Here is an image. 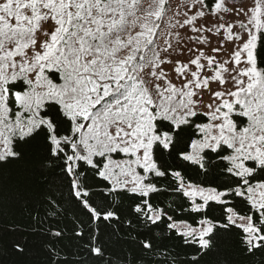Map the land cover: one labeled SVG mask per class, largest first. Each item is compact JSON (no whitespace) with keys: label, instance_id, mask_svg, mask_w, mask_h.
Returning <instances> with one entry per match:
<instances>
[{"label":"snow or ice","instance_id":"snow-or-ice-1","mask_svg":"<svg viewBox=\"0 0 264 264\" xmlns=\"http://www.w3.org/2000/svg\"><path fill=\"white\" fill-rule=\"evenodd\" d=\"M264 264V0H0V264Z\"/></svg>","mask_w":264,"mask_h":264},{"label":"trees","instance_id":"trees-1","mask_svg":"<svg viewBox=\"0 0 264 264\" xmlns=\"http://www.w3.org/2000/svg\"><path fill=\"white\" fill-rule=\"evenodd\" d=\"M233 258L236 261V264H247L245 258L242 255H240L238 252L233 254Z\"/></svg>","mask_w":264,"mask_h":264},{"label":"rangeland","instance_id":"rangeland-1","mask_svg":"<svg viewBox=\"0 0 264 264\" xmlns=\"http://www.w3.org/2000/svg\"><path fill=\"white\" fill-rule=\"evenodd\" d=\"M234 2L238 4V3H240V0H234Z\"/></svg>","mask_w":264,"mask_h":264}]
</instances>
